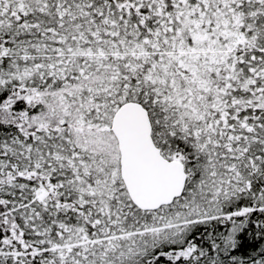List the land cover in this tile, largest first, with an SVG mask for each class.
Here are the masks:
<instances>
[{
  "label": "snow or ice",
  "instance_id": "6c2138e0",
  "mask_svg": "<svg viewBox=\"0 0 264 264\" xmlns=\"http://www.w3.org/2000/svg\"><path fill=\"white\" fill-rule=\"evenodd\" d=\"M0 264H264V0H0Z\"/></svg>",
  "mask_w": 264,
  "mask_h": 264
}]
</instances>
